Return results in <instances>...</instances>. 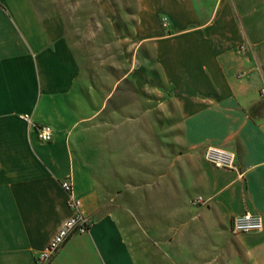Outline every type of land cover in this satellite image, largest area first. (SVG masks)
<instances>
[{
    "label": "crops",
    "instance_id": "obj_1",
    "mask_svg": "<svg viewBox=\"0 0 264 264\" xmlns=\"http://www.w3.org/2000/svg\"><path fill=\"white\" fill-rule=\"evenodd\" d=\"M94 1L119 24L108 31L117 62L105 83L102 63L88 78L57 13L0 0V264H34L70 216L63 181L90 226L48 264H264V0ZM101 113L159 118L151 164L186 163L193 189L178 195L204 201H183L176 228L130 191L97 215L102 193L67 133ZM29 123L50 127L52 140L39 142ZM207 146L231 152L235 169L204 162ZM244 211L262 231L231 235Z\"/></svg>",
    "mask_w": 264,
    "mask_h": 264
},
{
    "label": "rangeland",
    "instance_id": "obj_2",
    "mask_svg": "<svg viewBox=\"0 0 264 264\" xmlns=\"http://www.w3.org/2000/svg\"><path fill=\"white\" fill-rule=\"evenodd\" d=\"M30 2L39 16L57 13L64 20L69 42L79 62L88 68L86 72L90 80L94 82L97 73L101 72L96 70L100 63L105 68L104 83L112 80L113 73H116L112 70V63L114 60L117 62V59L108 31L113 29V25L118 28L119 24L105 22L94 0ZM159 121V118H144L142 113H135V116L133 113H116L115 116L101 113L98 117L77 122L69 128L67 136L74 137L76 151L92 169L102 193L101 208L97 215L111 210L119 200L126 203L130 191L135 193L139 207L147 206L153 217L160 218V222H166L167 227L173 229L180 223L176 213L183 201L193 206L204 202L197 193H189L186 198L178 195L177 191L182 187L193 189V176L190 169L187 170L186 163L183 168L172 159L163 166L151 164L152 154L156 153L150 150V143H156L151 126L159 125ZM174 122L175 119L169 118V127ZM111 142L115 144L113 149ZM104 145L109 149H103ZM156 145L158 147V143ZM133 173L135 179H131ZM115 197H119L116 202L113 200ZM202 248V252L206 253V246Z\"/></svg>",
    "mask_w": 264,
    "mask_h": 264
},
{
    "label": "built area",
    "instance_id": "obj_3",
    "mask_svg": "<svg viewBox=\"0 0 264 264\" xmlns=\"http://www.w3.org/2000/svg\"><path fill=\"white\" fill-rule=\"evenodd\" d=\"M240 49L242 47H239ZM259 96L264 98V89L259 90ZM26 119V117H25ZM36 137L41 143L52 140L53 131L46 125L30 124ZM205 162L215 168L234 170L233 154L221 148L207 146L202 152ZM61 189L67 195V206L70 216L63 222L52 236L47 245L34 256V264H48L57 253L62 244L74 233H82L88 230L90 222L83 214L81 201L71 193L70 184L67 181L60 183ZM262 221L258 214L244 211L242 214L233 216L229 222V233L238 235L243 233H259L262 231Z\"/></svg>",
    "mask_w": 264,
    "mask_h": 264
}]
</instances>
